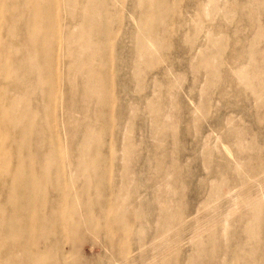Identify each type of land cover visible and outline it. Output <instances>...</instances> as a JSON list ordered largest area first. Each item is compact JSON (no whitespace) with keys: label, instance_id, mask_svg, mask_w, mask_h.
<instances>
[{"label":"rangeland","instance_id":"374dc122","mask_svg":"<svg viewBox=\"0 0 264 264\" xmlns=\"http://www.w3.org/2000/svg\"><path fill=\"white\" fill-rule=\"evenodd\" d=\"M84 1L80 0L81 6ZM97 1L114 6L111 12L115 15L110 27L116 34L111 41L108 64L101 65L100 59L89 63L104 81V96L89 95L84 100L88 102V115L91 113L90 125L94 132L92 147L96 151L94 158L101 166L100 174L95 179L99 186H91L87 193L79 190L82 182L91 179L94 173L90 167L86 169L85 175L84 171L79 172L81 166L93 163L91 159L73 157V149L76 151L81 148L83 137L86 136L83 128L84 123H87L83 121V111L77 102L82 86L75 84L82 81L83 75L71 78L68 64L76 60L85 62L91 53L100 57L103 50L91 51L85 46L80 47L76 41L71 44L68 41L63 58L52 63L49 71L56 76L44 85L48 89L51 86L55 88L51 107L46 104L45 108H41L45 102L39 94L33 98L37 103V123L41 128L47 127L46 130L51 131L49 136L44 135L36 143L47 148L56 146L60 157L55 160L64 163L60 167L62 182L43 189V192L55 206L62 204L70 195L69 204L64 203L63 208L69 206L71 209L69 223L77 225V228H73L84 234V240L70 244L66 237H60L55 239L56 242L51 239L52 233H48L45 240L43 234L48 228L40 232V222L34 216L33 221L25 217L22 227L27 237H20L18 233L15 242L27 245L28 251L16 252V257L21 260L22 255L34 256L36 251L46 247L50 256V247L55 244L58 252L54 254L63 256L68 253L71 264L82 263L83 257L91 260V264H154L161 258L162 254L158 253L161 246L171 245L166 253L174 257L172 264H183L189 249L199 242L195 239L191 246L187 244L193 232L197 229L206 230L213 226V222L224 224V214L229 211L232 216L228 225L234 226L239 234L233 236L227 232L220 235V244L226 246L231 241L245 242V227L264 229L260 219L249 215L250 206H247L251 202L239 199L236 204L214 203L208 194L214 185L206 178L215 173L214 169L208 168V164L215 160V156L209 153L213 150L219 152L215 160L217 165L219 160H225L224 163H230L232 169L247 181L242 191L249 187L252 194L264 190V168L262 171L251 168L264 163L260 155V151L264 150V0ZM66 3L68 6L69 3ZM143 16L146 17L147 28L153 29L157 37L162 38L164 33L167 34L162 38V45L152 55L140 59L132 36L143 26ZM65 19L66 27L70 25L66 31L68 34L74 25L69 23L70 18ZM74 29L79 32V25ZM205 39L210 41L208 48L202 45ZM45 40L47 43L51 41L48 38ZM99 40L100 35H95V41ZM51 42L61 56L56 40L53 38ZM43 53H48L47 48L43 49ZM215 53L217 58L214 57ZM212 54L215 62L222 64L217 78L211 76L212 71L207 65L209 60L201 59ZM231 57L239 63L230 68ZM252 58L255 64L249 63ZM247 65L250 77L257 80L254 91L247 90L236 73L237 69ZM253 65L260 69L257 71ZM33 72L37 76L41 74L38 69ZM22 73L23 70H20L19 77ZM71 81L73 86H70ZM91 85L96 86V81H92ZM255 94L263 97L257 98ZM96 102H103L105 106L96 109L93 104ZM46 117L51 118V123L46 122ZM17 130L21 131L22 127L19 126ZM223 133L232 135L230 142L226 141ZM47 157H35L34 170L30 169L29 174L24 175L41 185L47 175L39 167L47 164ZM159 163L164 166L166 181L163 184H155L154 181L159 172ZM170 164L175 167L172 168ZM77 169L79 178L76 176ZM104 179L106 182L101 183ZM215 186L223 188L224 194L228 191L227 184L217 183ZM132 189L137 190L134 198L130 194ZM164 191L171 192V203L176 202L166 206V210L177 214L176 217L182 216L180 221L187 222L190 230H179L178 222L175 223L174 233L167 230L164 235L154 225L162 209L157 203H147L161 196ZM119 196H122L120 202L116 203ZM103 200L105 203H102ZM124 201L141 203L139 221H127L123 213L129 207ZM110 205L114 206V210L101 218L99 209ZM31 209L32 214L45 216V211H50L51 206L47 209L33 206ZM117 209L121 213V223L105 228V218L112 217ZM90 219L97 220L98 227L86 228L85 222ZM140 223H143L141 236H134L135 229L141 227ZM145 223L150 225L144 227ZM7 227L11 232V227ZM111 238L114 239L112 244L109 243ZM184 242L185 247L182 246ZM237 252L224 255L225 263L244 264L243 255ZM2 253L4 250L0 249V256ZM256 253L260 257L252 260L264 264V252ZM200 262L206 263L202 259Z\"/></svg>","mask_w":264,"mask_h":264},{"label":"bare ground","instance_id":"6f19581e","mask_svg":"<svg viewBox=\"0 0 264 264\" xmlns=\"http://www.w3.org/2000/svg\"><path fill=\"white\" fill-rule=\"evenodd\" d=\"M66 1L69 3L68 6ZM80 4V0H0V249L4 250V253L0 256V264H71L68 253H65L63 256L54 254L58 252V247L55 244L50 247V256H48L49 251L48 247H46L45 249L36 251L37 254L34 256L22 255L23 258L21 260L16 257V252L23 253V251H28L27 245H18L15 242L18 233H20V237H27V233L22 227L25 217L28 218V221H33L34 216L40 222L38 229L40 232L44 231L45 227L48 228L43 234V239L45 240L48 233H52L51 239H54V241L60 237H66L70 241V244L81 243L84 240V234L76 229L77 225H71L69 223L72 213L71 209L69 206L63 208L64 203L69 204L68 198H70V195L64 199L62 204L55 206L52 199L43 192V189L62 182L63 173L60 171V167L64 166V163L61 160H55L60 157L56 146L51 145L47 148L36 143L44 135L49 136L51 131L50 129L46 130L47 127L41 128L37 123V103L33 100L34 95L39 94L41 100L45 102L44 107L41 108H45L46 104L47 107H51L55 88L51 86L48 89L44 85L48 84L47 80H53L54 76H56L55 73L49 71L52 68V63L58 59L60 60V57L63 58L66 52L65 46L68 41L69 44L76 41L80 47L85 46L91 51L103 50V55L100 57L95 53H91L85 62L76 60L68 64V72L71 78L78 74L83 75L82 81L76 82L75 84L82 86L81 93H79L80 98L77 102L83 111V121L87 123V125L84 123L83 128V131H86V136L83 137L81 148L76 151L73 149V154H75L73 157L79 156L91 159L93 163L89 166H81L79 172L82 173L84 171L83 175H85L86 169L90 167L94 173V176L91 175V179L89 178L82 182L79 190L81 193H87L91 186H99L95 183V179L100 174L101 166L94 158L96 151L92 147L94 132L90 125L92 119L89 115L91 113L88 115L86 107L88 102H84V100L89 95L91 97L104 96V81L89 63L91 60L95 63L100 59L101 65L108 64L112 49L111 41L116 35L110 27L111 19L115 14L111 12L114 6L110 7L111 4L106 5L102 1L85 0L82 2V6ZM65 17L67 19L70 18L69 23L73 24L74 28L79 25L80 31L76 32L73 28L67 34L66 31L70 25L68 28L66 27ZM142 24L143 26L132 36V39L136 43L137 55L140 59L152 55L162 45V38L167 34L164 33V36L161 35V37L163 36L162 38L160 36L157 37L153 29L147 28L145 16L142 18ZM63 32H65V36H63ZM95 35H100L99 41H95ZM46 38L51 41H53V38L56 40L60 48L59 50L62 52L61 56L58 55L57 49L53 48L51 41L47 43ZM208 41L205 39L202 45L208 48ZM44 48H47V54L43 53ZM235 48L237 47L235 46ZM197 53L199 52L197 51ZM257 55L260 56V54ZM214 57H216V53ZM201 59L209 60L207 65L210 66V70L212 71L211 76L217 78L219 72L221 73L222 64L215 62L213 54L205 55ZM230 63L231 68L232 65H238L239 62L236 63V59L232 58ZM249 63L255 64L254 59H250ZM241 64L243 65V61ZM253 66L256 67L257 71L260 69L257 65ZM34 69L40 70L41 74L37 76L33 72ZM20 70H23L21 77H19ZM206 71L208 70L206 69ZM236 73L241 80V84L247 90H255L254 85L257 80L250 77L248 65L237 69ZM92 81H96L97 85L92 86ZM70 86H73L72 81L70 82ZM261 94H255V97H263ZM93 104L96 109L105 106L103 102ZM46 122L51 123V118L48 117ZM19 126L22 127L21 131L17 130ZM223 136L227 142H230L232 138L231 134L227 135L223 133ZM52 147L53 149L51 151ZM216 152L213 150L209 151L212 156H215V160L219 156V152ZM260 155L264 158V150L260 151ZM38 156H49L47 157V164L39 167L40 171L47 175L46 181L41 185L37 184L33 178L24 175V173L29 174L30 169L34 170L33 159ZM215 160H212V163L208 164V168L214 169L215 173L212 177L208 176L206 178V181L214 185L208 192L211 195L209 196L211 200L214 203L228 204H236L239 199L245 202L250 201L251 205L247 206H250L249 215L255 219H260L261 225L264 226V190L260 189V191L257 190V193L252 194L253 191L249 187L242 191L241 188L246 187L247 181L244 180L238 171L232 169L230 163H224L225 160H219V164L217 165ZM220 163H223L222 168L220 167ZM170 166L172 168L175 167L174 164H170ZM157 168L159 172L157 178L154 180L156 181L155 184H163L166 181L163 175L164 166L162 163H159ZM251 168L262 171L264 163L257 164ZM79 172L77 169L76 176L78 178L80 177ZM105 182L106 179L101 181V183ZM217 183H220V185H228L226 194H224L223 188L215 186ZM26 192L28 194L25 195ZM170 193L169 191H164L161 196L147 203L149 205L157 203L158 207L162 209L159 211V217L154 225L159 227V231L164 235L167 234V230L174 233L176 229L175 223L178 222L177 227L179 230H190V225L187 222L180 221L183 218L182 216L176 217L177 214L174 215V213L166 210V206L176 203L170 202ZM130 194L134 198L137 190L132 189ZM120 197L122 196L116 199V203L120 202ZM102 203H105V200ZM124 203L129 207V210L123 213L127 221L130 219L132 221H136V219L139 221L140 214L138 212L142 211L141 203H128L125 201ZM33 206H37L39 209H47L48 206H51V209L48 212L45 211V216H39L32 214L31 208ZM113 210V205L107 208L102 206L98 211V215L103 218ZM224 216V224H221V222L215 224L213 222V226L210 228L206 230L197 229L193 232L194 235L192 234L187 240V244L191 246L192 241L195 239H198L199 242L193 246V249H189V255L185 257L183 264H203L200 262L201 259L206 261L205 264H226L224 255H232L231 252H236V250L239 251L237 253L243 255L244 264H260L259 260L252 259L260 257L256 251L260 253L264 252V229L254 230L250 226L245 227L243 230L247 234L245 242L231 241L230 244L223 246L219 242L220 235L227 234V232L233 236L239 234L234 226L230 227L228 225L232 213L230 211L226 212ZM121 221V213L117 209L114 211L112 217L105 218V228H110L116 223H121ZM97 225V220L90 219L88 222H85L84 226L93 229L98 227ZM140 225L141 227L135 229L134 236H141L143 223H140ZM149 225L150 223H145L144 227ZM7 226L11 227V232L7 230ZM171 233L168 235L169 238L171 237ZM113 242L114 239H109V243L112 244ZM140 244L142 245L143 243ZM185 245L186 243L184 242L182 246L185 247ZM170 249L171 245L161 246L158 250V253L162 254L161 258L154 264L174 263V257L166 253ZM140 250L142 254L143 246H141ZM74 264H91V260L83 257L82 263Z\"/></svg>","mask_w":264,"mask_h":264}]
</instances>
